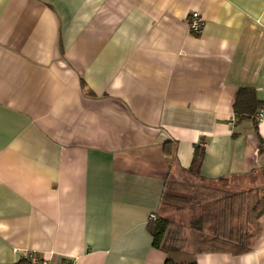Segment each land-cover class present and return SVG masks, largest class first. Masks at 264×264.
Returning a JSON list of instances; mask_svg holds the SVG:
<instances>
[{
	"label": "crops",
	"instance_id": "0c3cea01",
	"mask_svg": "<svg viewBox=\"0 0 264 264\" xmlns=\"http://www.w3.org/2000/svg\"><path fill=\"white\" fill-rule=\"evenodd\" d=\"M240 90L264 112V0H0V264H264V213L239 256L181 261L148 231L195 147L205 181L264 188Z\"/></svg>",
	"mask_w": 264,
	"mask_h": 264
},
{
	"label": "trees",
	"instance_id": "16d2710c",
	"mask_svg": "<svg viewBox=\"0 0 264 264\" xmlns=\"http://www.w3.org/2000/svg\"><path fill=\"white\" fill-rule=\"evenodd\" d=\"M259 109L261 103L255 93L240 90L233 104L234 120L255 121ZM164 152L170 155L167 148ZM203 158L204 150L195 147L189 168L178 169L166 182L156 219L149 220L148 224L152 247L165 254L182 253L187 248L185 231L188 230L194 254H246L252 250L260 232L258 221L264 213V193L259 197L253 190H225L221 187L227 183L224 179L217 183L205 181L200 175ZM168 161L173 163L174 158ZM179 212L185 214V225L171 220V216ZM165 264L196 263L167 259Z\"/></svg>",
	"mask_w": 264,
	"mask_h": 264
},
{
	"label": "built area",
	"instance_id": "2783aa9c",
	"mask_svg": "<svg viewBox=\"0 0 264 264\" xmlns=\"http://www.w3.org/2000/svg\"><path fill=\"white\" fill-rule=\"evenodd\" d=\"M188 25H189L190 34L199 35L203 25L201 17L197 13H192L188 18ZM256 120L259 122L264 121V112L262 110L257 114ZM232 124H234V121H232ZM154 219H156V213L150 214L149 220H154ZM20 264H72V263L69 261L57 263L52 259H45L42 257H38L33 253H26L22 257Z\"/></svg>",
	"mask_w": 264,
	"mask_h": 264
},
{
	"label": "rangeland",
	"instance_id": "374dc122",
	"mask_svg": "<svg viewBox=\"0 0 264 264\" xmlns=\"http://www.w3.org/2000/svg\"><path fill=\"white\" fill-rule=\"evenodd\" d=\"M227 184H224L223 186H221L223 189L228 190V191H235L237 189L234 188H227ZM253 185V184H252ZM264 185V184H263ZM254 189H252L253 191H256V193L259 195V197H262V194L264 193V188H255L256 186L253 185ZM171 220L177 223H180L181 225H185L186 224V217L184 212H179V213H175L174 215L171 216ZM185 237L188 239V247L186 249L185 252H182L180 254V256H178V259L181 261L187 260L188 259V255L190 254V252L193 249L192 246V242H191V234L188 231H185Z\"/></svg>",
	"mask_w": 264,
	"mask_h": 264
}]
</instances>
